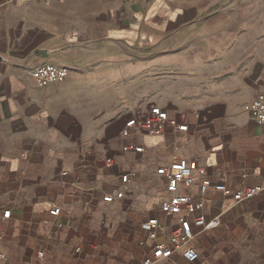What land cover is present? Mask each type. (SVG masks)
<instances>
[{"label": "crops", "instance_id": "1", "mask_svg": "<svg viewBox=\"0 0 264 264\" xmlns=\"http://www.w3.org/2000/svg\"><path fill=\"white\" fill-rule=\"evenodd\" d=\"M111 4L0 0L5 264H142L154 241L141 225L163 226L158 241L176 225L159 211L162 173L173 158L194 173L205 170L185 191L191 197L203 180L234 192L262 189L238 204L208 189L202 211L220 225L193 228L195 264H264V126L242 109L264 95V54L252 60L248 51L230 48L212 58L191 49L156 53L181 16L175 22L154 3ZM41 65L69 72L40 87L33 71ZM155 112L187 130L144 133L140 123ZM129 172L131 182L122 184ZM154 264L184 263L176 255Z\"/></svg>", "mask_w": 264, "mask_h": 264}, {"label": "built area", "instance_id": "2", "mask_svg": "<svg viewBox=\"0 0 264 264\" xmlns=\"http://www.w3.org/2000/svg\"><path fill=\"white\" fill-rule=\"evenodd\" d=\"M55 0H42L43 4L49 6ZM69 72L65 65H41L34 69L33 77L40 87H46L53 83L62 82ZM243 111L259 126H264V95L256 96L242 107ZM179 132L187 130L186 125L179 124L175 119H166L162 113L155 112L144 119L139 129L148 135H161L166 128ZM204 169H197L194 173L186 161L173 158L172 162L163 170L164 198L160 203L159 211L164 216L173 217L176 225L166 241H158V234L165 232V228L156 221H147L141 225V229L148 234V238L154 241L151 257L146 258L142 264H154L156 262H168L178 255L184 264H195L199 259L198 251L191 245L195 238L193 228L204 232L220 225L218 218L207 220L203 214L202 203L207 198L209 188L214 193L224 198L231 199L234 204L250 199L261 192V187H245L236 192L223 184H211L203 180L197 189V197H191L185 191L191 187L195 178L202 177ZM133 174L125 173L121 176V183L131 182ZM118 192L115 197L121 198ZM110 199V198H109ZM50 215L57 216L59 209L49 211ZM41 259L42 255L37 254ZM7 257L0 250V264H5Z\"/></svg>", "mask_w": 264, "mask_h": 264}, {"label": "rangeland", "instance_id": "3", "mask_svg": "<svg viewBox=\"0 0 264 264\" xmlns=\"http://www.w3.org/2000/svg\"><path fill=\"white\" fill-rule=\"evenodd\" d=\"M135 1L154 3L155 11H165L175 22L181 16L177 24L165 29L166 41L156 44V53L191 49L194 55L202 51L212 58L218 49L230 48L248 51L252 60L264 54V0H112L111 5L121 9ZM184 31L186 39H178Z\"/></svg>", "mask_w": 264, "mask_h": 264}]
</instances>
